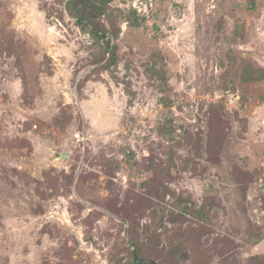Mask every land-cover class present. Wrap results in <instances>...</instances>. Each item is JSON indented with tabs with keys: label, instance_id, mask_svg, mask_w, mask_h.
Returning a JSON list of instances; mask_svg holds the SVG:
<instances>
[{
	"label": "rangeland",
	"instance_id": "374dc122",
	"mask_svg": "<svg viewBox=\"0 0 264 264\" xmlns=\"http://www.w3.org/2000/svg\"><path fill=\"white\" fill-rule=\"evenodd\" d=\"M68 1L0 0V264H264V0Z\"/></svg>",
	"mask_w": 264,
	"mask_h": 264
},
{
	"label": "trees",
	"instance_id": "16d2710c",
	"mask_svg": "<svg viewBox=\"0 0 264 264\" xmlns=\"http://www.w3.org/2000/svg\"><path fill=\"white\" fill-rule=\"evenodd\" d=\"M112 0H69L67 3V10L69 11V13L75 17V19L81 23L84 26L89 27V31L91 33H93L96 37H99L101 39H105L107 40L106 42V51L110 52V61L115 63L117 61V57H116V45H112V39L111 37L107 36V31L104 29V27L100 24V21H96V17L102 15L104 13V11L106 10L108 4L111 2ZM74 6L77 7H81L78 11H75ZM111 34L113 35V37H117V34L115 32H111ZM248 72V71H247ZM249 73V72H248ZM251 74V73H249ZM245 79H257V80H264V68H258L255 69V75H253L252 77H248V74L245 75L244 77ZM146 187L148 188L147 191V197L150 198V196L155 197L157 200H159V202H163L166 198V196L168 194L171 193V191L167 188L164 187L163 190L158 191L157 193H154V191H152V189L150 188L148 182L145 183ZM159 204V203H158ZM154 205L156 206V203H154ZM188 209V208H187ZM192 209V207H191ZM190 209V210H191ZM161 210H159L158 208L154 211L153 215H157V213H160ZM192 213L193 215H195L196 217H201L202 216V207H200L199 209H192ZM155 227H160L159 223L155 224ZM195 234V230L192 227H189L188 229H186L184 231L183 234H180L181 237H185V236H193ZM183 235V236H182ZM129 242V241H128ZM130 244V242H129ZM136 244V251H137V255L139 257H143V258H152L155 260V255L153 254H144L141 250L142 248H140V246L138 245V243L135 241ZM181 246V245H180ZM180 246H173V251L171 252L172 254H176L178 253V249H180ZM130 249H131V245H130ZM187 250L184 249L182 251V255L181 258L182 259H186L187 258ZM130 258H125L123 259V262L120 264H153L151 262H146V261H139L132 252V249L130 250ZM113 261V259H112Z\"/></svg>",
	"mask_w": 264,
	"mask_h": 264
},
{
	"label": "water",
	"instance_id": "95a60500",
	"mask_svg": "<svg viewBox=\"0 0 264 264\" xmlns=\"http://www.w3.org/2000/svg\"><path fill=\"white\" fill-rule=\"evenodd\" d=\"M76 193V190H73ZM116 219H118L119 221H122L125 224V230H124V235L125 237L128 239V241L130 242L131 245V249L133 252V255L139 260V261H146V262H151L153 264H157L156 260L152 259V258H143V257H139L137 255V251H136V247H135V242L134 240L131 238V236L129 235V223L126 219L123 218H119L117 216H114Z\"/></svg>",
	"mask_w": 264,
	"mask_h": 264
}]
</instances>
